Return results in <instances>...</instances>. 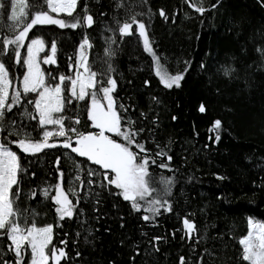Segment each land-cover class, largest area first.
<instances>
[{
    "label": "trees",
    "instance_id": "1",
    "mask_svg": "<svg viewBox=\"0 0 264 264\" xmlns=\"http://www.w3.org/2000/svg\"><path fill=\"white\" fill-rule=\"evenodd\" d=\"M4 2L0 39L14 35L5 27L10 21L6 19L8 0ZM195 2L206 9L217 6L200 15L185 0H79L74 16L82 17L86 8L94 20L92 27L44 25L29 33V38L44 39L48 46L45 54L52 42L57 46L56 64H43L50 85L57 83L54 78L59 75L70 76L69 66L75 63L79 45L87 36L92 45L89 65L98 73L111 65V75L117 81L113 95L118 105L128 108L126 113L118 110L135 120L137 129H144L138 140L147 141L146 147L153 153V140L162 147L168 144L172 156V171L163 172L174 178L169 195L172 211L162 210L154 222L143 221V212L134 211L128 201L113 194L118 190L100 187V169L86 158L62 147L25 155L11 143L20 136L4 140L7 131L0 133V141L10 145L27 168L17 202L22 213L20 223L52 224L54 238L48 251L51 254L52 246L63 247L67 259L61 264H179L180 256L185 257V264H198L200 256L204 264H243L239 241L249 231L248 216L264 220V0H202V5L200 0ZM29 3L33 5L29 19L32 12L46 10L42 0ZM118 3L123 6L117 7ZM161 10L167 19L159 15ZM133 14L145 24L152 46L167 70L183 73L179 87L169 89L160 82L135 25L132 35L121 36L117 31V21L122 24ZM109 48L113 53L110 57L105 55ZM25 55L26 44L22 61ZM12 56L9 51L0 59L18 83L26 67L15 64ZM28 99H35V94H29L22 108L14 112L27 108L34 113L33 106L26 103ZM89 103L74 101L70 109L66 108L63 115L80 119L78 125L65 120L66 127L74 126L85 133L97 131L87 119ZM201 104L206 109L203 113L199 111ZM10 119H15L16 127L33 140L41 138L37 121L9 114L4 121L6 130ZM216 120L222 125L218 142L209 131ZM63 139L53 137L50 142ZM57 157L65 189L78 187L72 183L77 174L83 178L85 188L78 193L76 214L59 221L58 227L55 206L40 195L41 188L57 183ZM74 165H79V172ZM90 169L98 174L89 177ZM150 171L154 175L161 172L155 166ZM89 179L96 182L91 187ZM33 189L37 191L35 199L29 196ZM70 198L76 204V199ZM184 217L195 222L199 243H195V235L192 241L182 238ZM153 237L160 238L158 251L151 243ZM8 243L6 237L0 236V250ZM4 259L11 264L12 253ZM24 264H30V253L25 254Z\"/></svg>",
    "mask_w": 264,
    "mask_h": 264
},
{
    "label": "snow or ice",
    "instance_id": "2",
    "mask_svg": "<svg viewBox=\"0 0 264 264\" xmlns=\"http://www.w3.org/2000/svg\"><path fill=\"white\" fill-rule=\"evenodd\" d=\"M78 2L79 0H42L46 10L32 12L29 19L33 8L29 0H8L9 15L6 19L10 23L5 27L14 35L7 39H0V56L8 55L11 51L14 63L22 64L26 67V71L22 79L16 83L8 67L0 59V133L7 131L4 140H7L8 136H20V139L12 140L11 143L15 144L25 155L35 156L44 152L45 149L62 147L79 157L86 158L100 169L99 174L103 177V180L99 182L100 187L105 189L114 187L118 190L113 193L114 195L128 201L134 211L144 213L141 216L143 221L154 222L162 214V210L164 212L172 211L167 197L171 194L174 178L163 175L164 171H172L170 167L172 156L169 154L168 144L162 147L153 140L152 143L155 146L153 153L152 149L146 147L147 141L138 140L144 129L143 127L137 129L136 121L130 117L122 116L121 111L118 110L122 109L126 113L128 108H125L123 104L118 105L113 95L117 88V81L111 75L113 71L111 65L109 64L100 73L93 71L89 65L87 51L91 49L92 45L87 36L79 45L77 60L69 66L74 74L55 77L57 83L54 85L46 82V74L41 64H56L57 46L55 42L50 45L51 55L41 59L40 54L48 48L45 41L40 37L31 38L29 41V33L36 26L56 25L60 28L73 29L92 27L94 20L92 15L87 14L86 8L82 17L74 16ZM185 2L189 3V6L200 15L217 6L213 4L211 8L206 9L203 6H198L195 0H185ZM200 3L202 5V0ZM122 6V4H117V7ZM5 7L4 0H0V10ZM52 13L57 15L54 16ZM60 14L72 19L69 21L58 18ZM159 15L167 19L163 10ZM117 24L120 25L117 31L121 36L132 35L134 25L138 28V35L143 38V50L152 58L156 66L155 74L159 77L160 82L169 89L173 86L179 87L183 74L169 75L167 72H161V58L152 47L145 24L138 20L135 14L122 24L117 21ZM20 25L22 27H18ZM26 41H29L27 57L22 61L20 49L25 47ZM111 42L115 43V40L113 39ZM257 52L260 53L261 49L257 48ZM105 55L109 57L113 55L110 48L105 50ZM228 74L229 71L225 69V75ZM65 91H67V96ZM29 94H35V99L26 101L27 104L33 106L34 113L29 112L27 108L14 112V109L22 108L25 98ZM85 100L90 101L87 108V119L91 122L90 126L97 131L85 133L74 126L66 127L65 125V120H70L75 125L80 123L78 116L69 117L63 113L66 108H71L74 101ZM199 111L202 113L206 111L203 104L199 107ZM9 114L37 121L38 126L42 129L41 138L33 140L30 134L22 132L16 127L15 119L9 120V127L6 130L4 121ZM141 115L143 116V113ZM48 126H54L55 130H48ZM221 127V121L216 120L209 129L215 134L216 142L220 139ZM53 137H63L64 139L63 141L50 142ZM74 144L75 146H73ZM65 155L68 154L65 153ZM158 160L159 163H157ZM152 166L160 169L161 172L154 175L150 171ZM55 167L57 168V183L41 188L40 195L44 200L50 199L55 206L54 211L58 220L56 226L58 227L60 226L59 221H63L65 218L71 219L76 214V208L79 205L78 193L85 191V188L83 178L77 174L73 177L72 183L78 184V187L75 189L70 187L66 190L64 172L60 169V157H57ZM74 168L77 172L80 171L79 165H74ZM26 174L27 168L22 165L17 152L13 151L4 141H0V236L6 237L9 241L5 248L0 250V264H10L9 260L4 259L7 253H12L11 264H24V256L28 253H30V264H50V261L52 264H61V260L67 259L65 249L52 246L51 254L48 251L54 238V226L51 224L37 226L35 222L28 225L26 221V226H22L20 223L19 218L22 213L17 207V202L21 196V178ZM97 174L95 170L88 171L89 177ZM32 176H35V173H32ZM87 183L91 187L96 182L89 179ZM29 196L35 199L37 191L31 190ZM70 197L76 199V204H73V199ZM249 226L250 231L245 238L239 241L242 245L240 259L243 264H264V223L249 220ZM180 231L183 232L182 238L186 237L192 241L195 235V243H199L200 237L197 234L194 221L187 217L182 218ZM159 239V237H153L151 241L156 251L159 250L157 246ZM61 243L66 245V241H61ZM135 255H139V252H136ZM179 264H185L184 256L179 257ZM198 264H204L203 256L198 258Z\"/></svg>",
    "mask_w": 264,
    "mask_h": 264
},
{
    "label": "rangeland",
    "instance_id": "3",
    "mask_svg": "<svg viewBox=\"0 0 264 264\" xmlns=\"http://www.w3.org/2000/svg\"><path fill=\"white\" fill-rule=\"evenodd\" d=\"M52 15H54V16H56L57 14H55V13H52ZM62 14H60V16L58 17V18H63L62 16H61ZM64 19V18H63ZM18 27H22V25H20V26H18ZM137 28V27H136ZM137 30H138V28H137ZM147 31V30H146ZM148 34V33H147ZM35 37H40V38H42L41 36H35ZM35 37H32V38H35ZM30 39L31 38H29V41H30ZM143 38L141 37V40H142ZM44 40V39H43ZM29 41H26L25 42V44H26V55H25V59H26V57H27V46H28V43H29ZM83 42V41H82ZM81 42V43H82ZM153 47V46H152ZM154 49V48H153ZM20 52H22V48L20 49ZM88 53H89V50L87 51V55H88ZM78 54H79V48H78V52H77V58H78ZM157 54V53H156ZM47 55H51V52H50V50L48 51V53L47 54H45L44 52H42L41 54H40V57H41V59H43L45 56H47ZM158 55V54H157ZM159 56V55H158ZM56 58V57H55ZM77 58H76V60H77ZM41 67H42V69H43V71H44V68H43V63L41 64ZM153 68H154V71H155V73H156V66H155V64H154V62H153ZM160 70H161V72H167L169 75H176V74H183V73H171V72H169L168 70H167V68L165 67V65L162 63V61L160 60ZM45 72V71H44ZM74 74V72L72 71L71 72V74L70 75H73ZM48 130H55V128H54V126H48ZM114 138H116V139H119V138H117V137H114ZM11 149H12V147L10 146V145H8ZM13 151H15L14 149H12ZM154 195H156L155 193H154ZM167 199H168V201H169V196L167 197ZM170 203V202H169ZM249 220H252V221H254V222H261V223H264V220L263 219H261V218H258L257 216H255V215H249L248 216V221ZM49 225V224H48ZM52 225V224H51ZM38 226V225H37ZM45 226V225H44ZM249 231H250V226H249ZM248 233V232H247ZM247 235V234H246ZM246 235H244L241 239H243V238H245L246 237Z\"/></svg>",
    "mask_w": 264,
    "mask_h": 264
}]
</instances>
